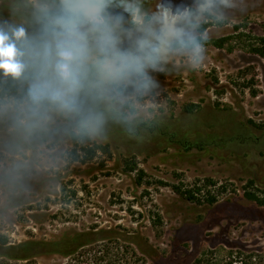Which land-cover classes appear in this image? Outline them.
Masks as SVG:
<instances>
[{
    "label": "rangeland",
    "instance_id": "374dc122",
    "mask_svg": "<svg viewBox=\"0 0 264 264\" xmlns=\"http://www.w3.org/2000/svg\"><path fill=\"white\" fill-rule=\"evenodd\" d=\"M11 1L0 0V29L15 23L34 40L61 7L60 0H25L35 11L26 2L27 19L8 20ZM165 2L192 7L177 27L204 39L200 50L174 41L143 73L85 79L73 111L33 100L32 84L52 73L41 75L36 65L40 74L27 77L26 57L18 79L0 70V235L26 243L28 257L9 259L18 252L0 246V264H84L78 247L109 238L133 246L137 264L264 251V57L251 51L264 39V0H215L202 11L197 0ZM127 5L140 9L139 22ZM105 11L110 24L120 18L113 35L121 52L139 55L145 30L159 32L158 0H111ZM193 23L207 26L199 33ZM89 44L86 65L103 58L94 33ZM80 127L89 141L74 143L70 132ZM81 145L103 148L83 161ZM174 185L199 186L202 200H186Z\"/></svg>",
    "mask_w": 264,
    "mask_h": 264
},
{
    "label": "clouds",
    "instance_id": "9594fccd",
    "mask_svg": "<svg viewBox=\"0 0 264 264\" xmlns=\"http://www.w3.org/2000/svg\"><path fill=\"white\" fill-rule=\"evenodd\" d=\"M110 2L60 0L59 13L47 18L44 35L39 40L27 37L23 28L13 30L11 34L0 30V70L5 75L19 77L28 66L22 59L26 57L39 67L41 75L49 71L52 73L51 80H37L32 84L30 94L33 100L48 99L61 108L73 111L76 96L86 79L85 65L91 51L89 33L95 34V48L103 57L95 61L97 70L112 79H119L129 72L143 73L144 68L154 65L174 41L182 47L191 45L194 52L200 50L195 37L177 27L190 20L192 7L184 4L174 8L165 0H158L154 20L160 25L159 32L145 30V35L137 41L139 55L119 51L113 27L120 18L110 24L111 18L105 11ZM214 2L197 0V11L210 7ZM125 11L139 22V8L127 5ZM85 25L88 26L86 29Z\"/></svg>",
    "mask_w": 264,
    "mask_h": 264
},
{
    "label": "trees",
    "instance_id": "16d2710c",
    "mask_svg": "<svg viewBox=\"0 0 264 264\" xmlns=\"http://www.w3.org/2000/svg\"><path fill=\"white\" fill-rule=\"evenodd\" d=\"M40 13L42 12H39V14ZM218 23L222 24V22L220 21ZM193 24L198 28L199 33H203V31L207 26L206 23H199L197 25L195 23ZM235 28H237V26H235ZM259 41H260L259 42L260 45L253 46L251 48V51L253 53H256L264 57V39H259ZM203 42L204 39H202L200 36L195 38L196 44H200ZM31 67L32 69L28 73L27 77H34L40 74V71L35 64L31 63ZM88 71L89 73L87 74L86 79L92 82L97 81L99 79V75L101 74V72L97 70L95 63L89 64ZM10 77L13 76L10 75ZM14 78L18 79L19 77H14ZM8 83L11 84L10 87H12V89L15 90L16 86L14 80H9ZM190 107L191 108L196 107V105H190ZM190 107H186V108L189 109ZM141 125L145 126L146 123H141ZM70 138L74 143H77L78 140L89 141L87 131L84 127H80L78 132L76 131L70 132ZM186 142L187 141L183 143L186 145L187 144ZM190 146L191 147L198 146V144L192 143L191 145L190 144L186 145L187 148H189ZM98 148H103V147H101L100 145H94L93 147L81 145L80 149L83 151L85 155L83 161L85 159L86 160L91 159L93 155L96 153ZM127 163H129V161H127ZM129 168L130 170L133 171L136 169V166L134 164H131ZM139 173L141 176L142 171H140ZM172 188L178 195H180L181 197L185 198L188 201L200 202L202 200L201 190L199 186L196 187L194 186L187 189H181L180 186L174 185ZM246 196H248V198L250 199L259 201L258 197H256V195H254L253 193H247ZM208 201L210 203H213L215 201V198L211 196L208 199ZM25 245L26 243H18V244L9 243V240L7 239L6 236L0 235V246L4 247L5 250L10 253L15 251L18 252L17 255L14 254L7 255L9 259H17V260L27 259L28 257L24 255V251L26 247ZM78 248L81 249V251L78 254L79 259L77 261L82 260L80 262L84 264H137L139 261H142V258L139 257L137 251L134 249L133 246L117 238H113V239L109 238L100 241L99 244L98 242H95L93 244L80 245ZM75 251H73L72 253H74ZM72 253H70L68 257H70ZM211 253H212L211 251H204L198 257H195L189 264H264V251L260 249L229 248L221 259L210 256ZM6 264H12V263H6Z\"/></svg>",
    "mask_w": 264,
    "mask_h": 264
},
{
    "label": "flooded vegetation",
    "instance_id": "af4514ba",
    "mask_svg": "<svg viewBox=\"0 0 264 264\" xmlns=\"http://www.w3.org/2000/svg\"><path fill=\"white\" fill-rule=\"evenodd\" d=\"M43 1L52 2V0H43ZM11 2L13 3L12 7L11 8L10 7L7 8V9H10L11 13L10 14L9 13L6 14V18L8 20L9 19H15V20L18 21V20H20L22 18H26V16H25V3L26 2L28 3L27 5H29V9H33V11H35L34 5L30 4L28 1H25V0H12ZM1 14L2 13H0V16H2ZM207 16L209 17L210 15H207ZM40 23L41 22H39V24ZM17 28H23V26H20L18 24L15 25V23H12V25H10L9 27L2 28L0 30H4V31L8 32L9 34H11V32L13 30L17 29ZM17 47H20L19 43H17ZM85 68H86V76H87V74L89 73V71H88L89 70V65H85ZM94 82H96V81H94ZM95 96H96V94H95ZM93 98H94V96L92 95V100H93ZM95 100H93V102H95ZM93 105H96L98 107L97 102H95ZM98 109H100V108L98 107Z\"/></svg>",
    "mask_w": 264,
    "mask_h": 264
}]
</instances>
